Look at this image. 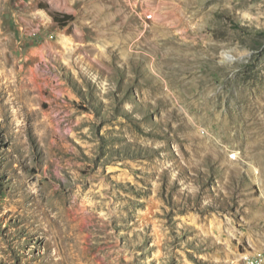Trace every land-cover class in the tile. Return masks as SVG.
I'll return each mask as SVG.
<instances>
[{"label": "rangeland", "instance_id": "1", "mask_svg": "<svg viewBox=\"0 0 264 264\" xmlns=\"http://www.w3.org/2000/svg\"><path fill=\"white\" fill-rule=\"evenodd\" d=\"M0 264H264V0H0Z\"/></svg>", "mask_w": 264, "mask_h": 264}, {"label": "trees", "instance_id": "2", "mask_svg": "<svg viewBox=\"0 0 264 264\" xmlns=\"http://www.w3.org/2000/svg\"><path fill=\"white\" fill-rule=\"evenodd\" d=\"M59 14H57V13H52L51 14V17H52V19H53V21L54 22H56L57 24L59 23V24H61L60 22H62V24H64V23H68V22H70L71 20H72V17H71V15H62L61 16V18H62V21L60 20L59 21Z\"/></svg>", "mask_w": 264, "mask_h": 264}, {"label": "bare ground", "instance_id": "3", "mask_svg": "<svg viewBox=\"0 0 264 264\" xmlns=\"http://www.w3.org/2000/svg\"><path fill=\"white\" fill-rule=\"evenodd\" d=\"M168 25L169 26H167L166 28L167 29L168 28L172 29V28H178L179 26H181V23L180 22H174V23L171 22ZM136 31H137V29L135 27L134 28H131L130 33H132V35H133Z\"/></svg>", "mask_w": 264, "mask_h": 264}]
</instances>
